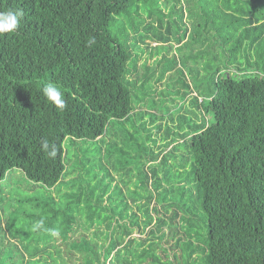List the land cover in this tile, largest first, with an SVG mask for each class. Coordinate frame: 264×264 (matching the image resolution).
Listing matches in <instances>:
<instances>
[{"label": "trees", "instance_id": "16d2710c", "mask_svg": "<svg viewBox=\"0 0 264 264\" xmlns=\"http://www.w3.org/2000/svg\"><path fill=\"white\" fill-rule=\"evenodd\" d=\"M10 9L24 16L0 37V264H264V0ZM132 163L155 194H127ZM41 218L59 235L32 232Z\"/></svg>", "mask_w": 264, "mask_h": 264}, {"label": "clouds", "instance_id": "9594fccd", "mask_svg": "<svg viewBox=\"0 0 264 264\" xmlns=\"http://www.w3.org/2000/svg\"><path fill=\"white\" fill-rule=\"evenodd\" d=\"M23 10H8L0 11V37L5 34L13 35L20 28L21 21L23 19ZM95 43L94 38H90L88 44ZM43 95L51 102L58 110H64L67 107V102L63 97V93L59 86L54 83H47L42 89ZM41 148L48 158L54 159L57 156V146L50 143L47 139L41 142ZM45 231L51 236L55 237L59 235L57 229L47 228L45 226V220L43 218L37 220L31 226L32 232Z\"/></svg>", "mask_w": 264, "mask_h": 264}, {"label": "rangeland", "instance_id": "374dc122", "mask_svg": "<svg viewBox=\"0 0 264 264\" xmlns=\"http://www.w3.org/2000/svg\"><path fill=\"white\" fill-rule=\"evenodd\" d=\"M155 45V44H154ZM159 56H161V53H158V57ZM146 59H144V61H145ZM208 61L207 60H204L203 61V63L202 64H199V65H197V68L200 70V73L202 74V75H205L206 74V72H204V71H202L201 70V68H203V66L207 63ZM151 63H153V59H151L150 60V64ZM185 67H189V65H187V66H185ZM187 70H190V68L188 69L187 68ZM187 73V72H186ZM145 93V90H141V91H138L136 94H138V95H143ZM141 109H146V108H141ZM155 129V128H154ZM154 131L155 130H152V132L154 133ZM146 133L148 134L147 136H150V135H153V133H151L150 131H146ZM145 137V140H144V142H146V136H144ZM108 140L110 139V138H107ZM140 139V138H139ZM140 141V140H139ZM67 148H68V150H69V153H68V160L70 161L69 162V168H70V165L71 164H73L75 161H74V156L73 155H76L77 153H75L76 151L73 149V147H71L70 146V140L68 141L67 140ZM86 148H91L90 146H88V145H86V146H84V147H81V150L82 151H84V149H86ZM93 149V148H92ZM133 152L134 153H136L137 151L136 150H133ZM80 154H81V152H80ZM72 160V161H71ZM118 165V164H117ZM130 167L132 168L131 170H130V176H131V178L133 179V181H132V183L127 187V189H125L126 191H127V194L130 196L131 195V192L133 191V190H136L137 189V192L131 197V198H133L134 196H136L138 199H140L141 198V195H149V194H155V192H154V190H150L149 192L148 191H146V190H143L141 187H139L138 188V186H137V184H136V181H137V178H138V173H139V171H140V169L142 168V165H140L139 163L138 164H136V163H132L131 165H130ZM124 168H127V167H124ZM77 172H78V170L77 171H75L72 175H70L69 176V178H67V180H69L71 177L73 178V177H77ZM13 175L16 177L13 181L15 182V186H17V187H19V186H22V185H27V183H26V181L24 180V178H21L20 176H19V174L18 173H13ZM124 177H126V171H123V173H122V178L120 177V181H123V178ZM130 181V180H129ZM12 187V184H11V182L9 183V184H7V185H5V188H11ZM126 188V187H125ZM181 196H182V194H181ZM179 197L178 199H179V201L182 199V201L184 202H186V200H188V198H191L192 199V201L193 200H196V198L195 197H190V192H188L187 194H186V198H183V197ZM130 198V199H131ZM131 203L133 204V206H135L134 205V203L132 202V200H131ZM139 208H138V213H139ZM145 212V209L143 210V212H141L140 213V215L141 214H145L144 213ZM199 213V212H198ZM199 216H200V218H201V216H202V214H199ZM200 218H198V219H200ZM198 228L201 230V232L202 233H204V231H203V228H204V225L201 223V222H199L198 223ZM141 235H143V234H141V233H139L138 231H134V234H133V237H137V238H140L141 237Z\"/></svg>", "mask_w": 264, "mask_h": 264}]
</instances>
